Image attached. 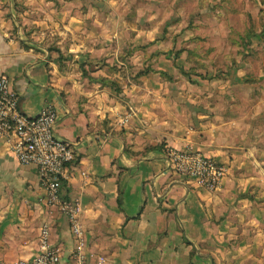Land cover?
Wrapping results in <instances>:
<instances>
[{
    "label": "crops",
    "instance_id": "obj_1",
    "mask_svg": "<svg viewBox=\"0 0 264 264\" xmlns=\"http://www.w3.org/2000/svg\"><path fill=\"white\" fill-rule=\"evenodd\" d=\"M14 11L0 0V77L28 116L58 110L55 136L75 150L62 194L81 201L87 264H264V93L141 74L146 60L105 62L109 51L80 45L65 48L67 60L18 38ZM135 110L118 124L117 114ZM189 135L197 153L227 167L220 190L166 157ZM44 226L63 252L58 264H74L69 217L50 203L38 168L1 142L0 264L38 256Z\"/></svg>",
    "mask_w": 264,
    "mask_h": 264
},
{
    "label": "rangeland",
    "instance_id": "obj_2",
    "mask_svg": "<svg viewBox=\"0 0 264 264\" xmlns=\"http://www.w3.org/2000/svg\"><path fill=\"white\" fill-rule=\"evenodd\" d=\"M12 6L18 38L67 60L64 51L80 45L109 51L105 62L136 57V66L146 60V73H174L204 87L212 82V91L264 93V0H12Z\"/></svg>",
    "mask_w": 264,
    "mask_h": 264
},
{
    "label": "built area",
    "instance_id": "obj_3",
    "mask_svg": "<svg viewBox=\"0 0 264 264\" xmlns=\"http://www.w3.org/2000/svg\"><path fill=\"white\" fill-rule=\"evenodd\" d=\"M20 98L10 86L7 77H0V143L9 146L23 164L38 168L47 190L49 201L66 214L75 238L72 254L74 264H87V239L83 224V208L80 199L66 201L62 194L60 174L63 167L74 160L75 150L54 133L58 110L48 105L39 116L31 117L20 107ZM138 110L119 115L118 124L126 125ZM186 149L166 146L165 155L172 167L181 175L194 179L199 186L210 191L220 190L227 174V167L212 157L196 152L192 136L187 137ZM62 250L50 240V230L44 226L40 237V252L31 260H19L16 264H58Z\"/></svg>",
    "mask_w": 264,
    "mask_h": 264
},
{
    "label": "trees",
    "instance_id": "obj_4",
    "mask_svg": "<svg viewBox=\"0 0 264 264\" xmlns=\"http://www.w3.org/2000/svg\"><path fill=\"white\" fill-rule=\"evenodd\" d=\"M263 34H264V32H263ZM59 50H60V48H59ZM158 53H159V54H162V53H163L164 55H165V54L168 55V53H170V52L164 50V51H162V53H161V52H158ZM160 56H161V55H160ZM124 60H128V59H124ZM141 70H142V71L140 72L141 74H148V73L144 72V69H141ZM151 70H152V71H155V70L152 69V68H151ZM165 73H166V72H165ZM162 76H163V73H162ZM172 77H174V76L172 75Z\"/></svg>",
    "mask_w": 264,
    "mask_h": 264
}]
</instances>
